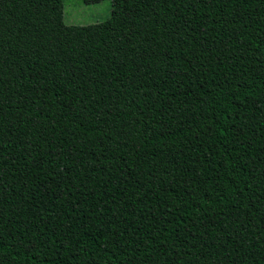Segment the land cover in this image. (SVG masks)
Instances as JSON below:
<instances>
[{
  "label": "trees",
  "instance_id": "obj_1",
  "mask_svg": "<svg viewBox=\"0 0 264 264\" xmlns=\"http://www.w3.org/2000/svg\"><path fill=\"white\" fill-rule=\"evenodd\" d=\"M110 2L0 0V264H264V0Z\"/></svg>",
  "mask_w": 264,
  "mask_h": 264
},
{
  "label": "rangeland",
  "instance_id": "obj_2",
  "mask_svg": "<svg viewBox=\"0 0 264 264\" xmlns=\"http://www.w3.org/2000/svg\"><path fill=\"white\" fill-rule=\"evenodd\" d=\"M65 26H86L103 22L110 17V0L84 4L82 0H63Z\"/></svg>",
  "mask_w": 264,
  "mask_h": 264
}]
</instances>
